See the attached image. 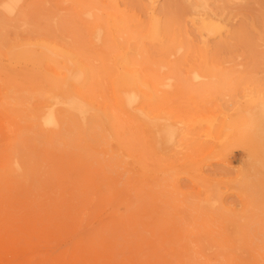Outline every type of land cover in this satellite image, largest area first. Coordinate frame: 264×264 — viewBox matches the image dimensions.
I'll return each mask as SVG.
<instances>
[{
    "label": "rangeland",
    "instance_id": "374dc122",
    "mask_svg": "<svg viewBox=\"0 0 264 264\" xmlns=\"http://www.w3.org/2000/svg\"><path fill=\"white\" fill-rule=\"evenodd\" d=\"M0 264H264V0H0Z\"/></svg>",
    "mask_w": 264,
    "mask_h": 264
},
{
    "label": "bare ground",
    "instance_id": "6f19581e",
    "mask_svg": "<svg viewBox=\"0 0 264 264\" xmlns=\"http://www.w3.org/2000/svg\"><path fill=\"white\" fill-rule=\"evenodd\" d=\"M47 49V48H46ZM47 51V50H46ZM48 52V51H47ZM67 72V71H66ZM58 74V73H57ZM121 75V74H120ZM126 75V74H125ZM63 77V76H62ZM59 78V77H58ZM65 78V77H64ZM70 79H72V77H69ZM54 79V78H53ZM66 79H67V77H66ZM65 79V80H66ZM62 80H63V78H62ZM61 80V81H62ZM68 80V79H67ZM135 87V86H134ZM73 95V94H72ZM76 95H74V97H75ZM63 97V96H62ZM78 98V97H77ZM81 99V98H80ZM52 102H53V100H54V104H57V103H59V100H57V98L55 97L53 100L52 99H50ZM138 100V99H137ZM83 103H84V101H83ZM65 104V103H64ZM52 106V105H51ZM54 106V105H53ZM63 107V106H62ZM86 107V106H85ZM94 107V106H93ZM48 108V107H47ZM66 108V107H65ZM68 110H70L69 108H67ZM92 109V108H91ZM71 111V110H70ZM73 111V110H72ZM97 111V110H96ZM89 112H91V111H89ZM55 109L53 108V107H51L49 110H48V113H46V115H45V124L47 125V123H54L55 121H56V117H55ZM74 113H76L75 111H74ZM120 114V113H119ZM89 115V114H88ZM81 117V116H80ZM104 117V116H103ZM103 117H101V118H103ZM83 118V117H82ZM97 118V117H96ZM43 120V121H44ZM104 120H105V118H104ZM116 120V119H115ZM38 121V120H37ZM82 121H83V119H82ZM47 122V123H46ZM100 122V121H99ZM101 123V122H100ZM81 124V123H80ZM82 125H83V123H82ZM104 124H102V126H103ZM87 126V125H86ZM105 126V125H104ZM104 126H103V129H104ZM117 126H118V124H117ZM81 127V126H80ZM106 127V126H105ZM121 127V126H120ZM83 128V127H82ZM46 130V129H45ZM84 130V129H83ZM124 130V129H123ZM82 131V130H81ZM105 131V130H104ZM86 132H87V130H86ZM89 132H91V131H89ZM109 136V135H108ZM122 136V135H121ZM102 137V136H101ZM111 138V137H110ZM117 138V137H116ZM120 138V137H119ZM103 139V138H102ZM106 140V139H105ZM112 141V140H111ZM108 142V141H107ZM108 144H109V142H108ZM125 144V143H124ZM113 145H115L114 143H113ZM117 145V144H116ZM112 146V145H111ZM119 147V146H118ZM116 148V147H115ZM114 148V146H113V149H115ZM111 150V149H110ZM106 153V152H105ZM236 255V254H235Z\"/></svg>",
    "mask_w": 264,
    "mask_h": 264
}]
</instances>
